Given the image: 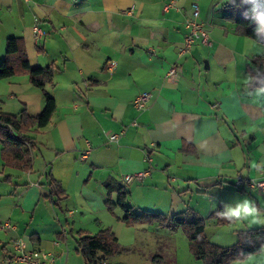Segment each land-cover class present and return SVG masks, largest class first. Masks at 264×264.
Returning a JSON list of instances; mask_svg holds the SVG:
<instances>
[{"label":"crops","instance_id":"obj_1","mask_svg":"<svg viewBox=\"0 0 264 264\" xmlns=\"http://www.w3.org/2000/svg\"><path fill=\"white\" fill-rule=\"evenodd\" d=\"M225 1L0 0V62L7 39L21 38L31 67L53 66L45 91L56 102L46 125L32 124L25 132L20 149L27 161L6 163L0 139V218L12 226L4 230L10 237L0 240V264L18 238L25 248L55 253L54 264H68V234L79 226L76 242L79 230L95 234L104 224L97 219L93 233L84 217L72 219L68 206L83 214L96 204L93 216H101V207L112 204L111 213L123 219L116 192L109 193L106 183L121 184L134 210L167 218L193 210L204 220L208 240L220 246L233 245L238 230L264 229L248 222L218 224L212 217L244 198L264 216V195L232 183L237 173L264 178V88L249 86L248 70L253 57H264V44L238 32L224 9L213 11ZM193 2L198 20L210 24L212 46L196 42L179 57ZM35 25L44 32L39 40ZM111 60L112 71L106 65ZM172 64L178 67L174 78L168 75ZM141 92H150L151 99L137 111L133 100ZM43 106V91L28 74L0 79V113L20 117L24 109L34 117ZM111 133L119 134L117 142L108 141ZM138 172L145 176L123 181ZM51 179L60 189L58 205ZM42 226L52 228L48 241ZM114 235L120 251L102 264H119L117 256L127 254V242ZM227 235L231 241L224 243ZM261 249L229 264H258L248 260L258 255L264 264Z\"/></svg>","mask_w":264,"mask_h":264},{"label":"trees","instance_id":"obj_2","mask_svg":"<svg viewBox=\"0 0 264 264\" xmlns=\"http://www.w3.org/2000/svg\"><path fill=\"white\" fill-rule=\"evenodd\" d=\"M256 3V11L264 13V0H253ZM251 7L250 4H242V0H227L221 4V9L226 11L224 17L236 24V29L241 34L252 38L258 43L264 44V34L259 36L255 32V24L246 18L245 12ZM250 87L264 88V57L255 56L249 63ZM54 68L31 67L21 38L10 37L6 41L5 55L0 62V79L13 75L26 73L29 75L31 84L43 91L44 106L42 111L34 117L27 116L22 109L20 117L8 113H0V139L2 143L1 156L6 163H21L27 161L26 153L20 147L23 141L28 140L25 132L32 124L37 128L43 127L50 120L55 108L54 97L45 91V85L51 82ZM52 195L57 198L54 203L58 205L59 187L56 181L51 179ZM108 192L115 191L117 199L115 205L122 208L125 213V223L133 222H159L169 228L182 227L189 240L190 251L197 260L203 264H229L235 260H243L251 254L257 253L264 246V229L251 228L236 231L237 240L233 245L220 246L210 242L205 234L204 220L190 209L175 213L167 218L161 213L134 210L126 205L127 191L119 183H106ZM109 203V202H108ZM224 212L219 207L212 215L218 224L231 223L218 213ZM77 252L81 254L85 264H102V261L120 251L117 237L109 229H102L95 234H88L83 230L78 231Z\"/></svg>","mask_w":264,"mask_h":264},{"label":"rangeland","instance_id":"obj_3","mask_svg":"<svg viewBox=\"0 0 264 264\" xmlns=\"http://www.w3.org/2000/svg\"><path fill=\"white\" fill-rule=\"evenodd\" d=\"M219 10H221L220 6L213 11H219ZM223 11L226 12L225 10ZM105 204L108 209L106 210L103 209L104 207H101L100 210L101 216H98L96 214L95 216H93L94 213L92 211L94 210L93 207H97L96 204H93L91 209L85 208L83 214H81L83 211L77 208L76 206L71 205L68 207H72L73 211L75 212L72 219H76L75 221L78 223V221L81 219V217L79 216L84 217L83 221L85 224L83 225L85 227H88L91 231H93V233L99 230V226L96 222L97 219L102 220L104 223L103 226L102 225L100 226L101 230L105 226H109V225L113 226L112 229H109V227L104 229H109L113 233L114 231H116V233L120 234L121 240L127 242L126 243L127 246L123 247L124 249L125 248L127 249V254L124 251L122 252L123 255L117 256L116 258V260L119 261V264H203L202 261L197 260L190 251L189 240L185 233V230L182 227L172 229L166 225L159 224V222H153V221H147V222L137 221L127 224L124 222L123 219H120V221L116 219L114 214L111 213L109 206H114V205L107 203ZM122 210H123L122 208L116 206V212L120 216L122 214L124 215L125 213V211ZM104 211H107V213H105ZM88 212H90V214ZM50 215L51 213L49 214V218L51 219ZM104 215L106 219L104 218ZM90 217H92V220H90ZM45 219H47V217H45ZM145 226L146 228H142ZM78 227L79 226H77L76 229H78ZM214 227L215 226L210 225L209 223L207 226V231H211L212 228ZM39 229H42L44 233L43 234L44 239H46V241H48L49 237L54 234L52 232L51 226H42ZM76 229L73 230L72 235L68 234L67 243H66L67 245L64 244L63 245L70 254V259L68 264H85L81 254L76 251V242L74 237L76 235ZM9 233L10 231L5 232L4 230H0L1 242L4 241L5 238L8 239L10 237ZM229 236L230 235L222 237L223 239H226L222 241H224V243H229V241H231ZM57 240L63 243V240L61 239H57ZM124 243L125 242H122V244ZM262 248H264V246H262ZM0 253H1V246H0ZM258 258L261 259L260 255H258L257 257H249L248 260L255 261L256 263L259 264V262L256 261L259 260ZM13 264H17V263H13Z\"/></svg>","mask_w":264,"mask_h":264},{"label":"built area","instance_id":"obj_4","mask_svg":"<svg viewBox=\"0 0 264 264\" xmlns=\"http://www.w3.org/2000/svg\"><path fill=\"white\" fill-rule=\"evenodd\" d=\"M169 6V5H168ZM199 18V6L196 2L192 3L191 18L185 22V27L187 29V34L184 38L183 45L178 50V56L181 57L184 54L190 52L192 46L199 42L205 47L212 46V39L210 37L209 23L201 22ZM35 39L39 40L44 34L38 25L33 27ZM108 69L112 71L116 66V62L111 60L106 63ZM178 67L176 64H172L168 71V75L174 78L177 74ZM151 99L150 92H141L133 100V105L137 111H142L146 109L148 103ZM137 122L134 121L133 124ZM119 139L118 133L108 134V141L117 142ZM84 157V156H83ZM145 176L144 172H138L134 174H127L123 176L124 182H130L133 178H141ZM233 185L239 188H251L264 195V178L257 179L254 177L244 176L241 173H237L234 176ZM12 228L7 220L0 218V230H6ZM14 251L13 253L5 259L4 264H54L56 260V254L45 250L37 248H25L21 238H18L13 243Z\"/></svg>","mask_w":264,"mask_h":264},{"label":"clouds","instance_id":"obj_5","mask_svg":"<svg viewBox=\"0 0 264 264\" xmlns=\"http://www.w3.org/2000/svg\"><path fill=\"white\" fill-rule=\"evenodd\" d=\"M242 4L251 5L245 12V16L255 24L254 30L258 36L264 34V13H258L256 11V3H254L253 0H242ZM218 215L229 222H248L249 224L264 225V216L261 215L255 202L248 198L238 200L234 206L226 205V211L220 212Z\"/></svg>","mask_w":264,"mask_h":264}]
</instances>
